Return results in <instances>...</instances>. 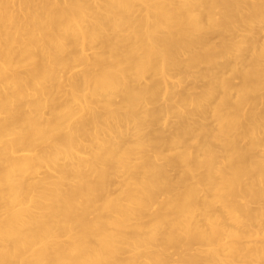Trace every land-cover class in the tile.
<instances>
[{
    "label": "bare ground",
    "instance_id": "obj_1",
    "mask_svg": "<svg viewBox=\"0 0 264 264\" xmlns=\"http://www.w3.org/2000/svg\"><path fill=\"white\" fill-rule=\"evenodd\" d=\"M259 238L264 0H0V264H264Z\"/></svg>",
    "mask_w": 264,
    "mask_h": 264
},
{
    "label": "rangeland",
    "instance_id": "obj_2",
    "mask_svg": "<svg viewBox=\"0 0 264 264\" xmlns=\"http://www.w3.org/2000/svg\"><path fill=\"white\" fill-rule=\"evenodd\" d=\"M173 173H175L173 170L171 171V174H173ZM264 241V239L263 238H259V240H257V242H263ZM179 258V253H178V251H175V252H173V253H171L170 255H169V259L170 260H177Z\"/></svg>",
    "mask_w": 264,
    "mask_h": 264
}]
</instances>
